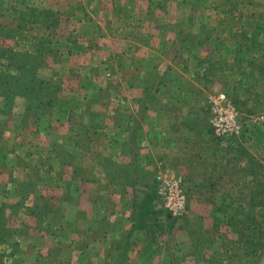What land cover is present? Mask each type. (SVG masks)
<instances>
[{"label": "crops", "instance_id": "crops-1", "mask_svg": "<svg viewBox=\"0 0 264 264\" xmlns=\"http://www.w3.org/2000/svg\"><path fill=\"white\" fill-rule=\"evenodd\" d=\"M222 12L231 13V9ZM212 13L213 10L208 7H194L189 0H0V77H15L19 70L8 55L2 54L5 50L41 55L42 62L36 66L37 78L56 86L53 85L59 102L53 106V113H50L44 101L51 96V90L41 91L43 99L38 101L32 98L31 93L19 92L15 88L9 104H6L4 90L1 88V154L3 155L5 146L9 150L5 154L8 164L22 160L24 157L16 150L17 146L14 151L11 149L13 144L23 143V138L32 142L30 147L34 144L30 149L34 150L33 157L45 159L46 149L51 143L58 141L61 145H71L70 142L74 143L82 133L84 139L89 136L92 144L91 154L84 155L85 165L94 168L97 179L96 183H73V167H55V170L58 168V175L54 171L51 173V183L36 186L37 193L29 194L27 208H22L15 214L6 209L12 223L15 220L21 225H27V236L46 241L47 235L36 232V219L30 216L29 209L37 206L40 208L38 212L42 213V210L47 211L43 207H51L55 213H50V216L56 218L57 212L56 219L60 223V232L52 236L62 239L72 234L71 240L76 245L74 251L78 256L81 255L80 263L99 264L97 259L105 251L99 253V223L103 224L107 220L110 225L106 232L108 237L102 239L109 249L115 239L111 234L115 230L116 210V197L110 186H107V173L97 165L99 155L101 159L129 161L131 157L120 148L125 145L126 148L134 147L135 153L146 160L150 159L151 163L152 159L158 157V169H170L171 172L168 171L172 174L188 176L190 171L187 168L195 170L203 167L205 151L212 148L215 151L220 147V141L213 134L215 138L205 142L202 140L203 132L190 125L197 117L196 109L202 107L200 104L199 107L195 104L190 107V100L187 99L188 111L183 108L182 112L173 111V106L178 104L173 100L174 94L180 99L185 96L195 102L202 101L203 93L206 94L209 89H218L224 85L223 79H228L224 74L230 75L231 69L225 71L222 64L233 61L239 63V60L235 61L234 53L244 56L250 46L257 50L253 53L254 56L264 55V50H260L262 40L245 42L242 36L237 40H228L227 34L210 41H187L184 36L180 39L183 32L192 35L211 31L214 25L207 24L206 16ZM224 24L219 21V26L215 25L214 28L222 32L230 31L232 25ZM260 27L263 31L264 26ZM233 28L234 33L242 31V25H234ZM230 56L232 61H227ZM157 57L156 151L151 145V138H146L149 121L141 119L138 111L134 116L132 110L136 109L132 106L121 104L124 103L121 99L124 96L142 98L143 87L128 85L130 92L127 94L119 90V85V89H113L112 85L115 81L130 84L135 80L145 79L149 65L156 63ZM105 97L109 100H104ZM149 114L150 120H153L151 111ZM193 114L195 117L191 119ZM139 126L144 132L142 136L140 131L136 129L138 133L135 130ZM262 130L264 132V128ZM153 151L158 152V156ZM217 153V150L213 153L215 163L220 161ZM31 156L24 158L25 163L15 168L20 167L22 171L19 181H27L34 175L41 178L46 175L47 169L40 168L37 165L38 159ZM156 175L155 173V179ZM0 185L12 187L10 183L1 182ZM126 201H129L127 197ZM16 202L17 200L6 197L4 188H0V205ZM83 221L91 227L89 246L80 244V238L87 233L80 226ZM126 221L132 224L129 218ZM78 225L82 228L81 233L77 232ZM72 232H75L74 235ZM153 238L154 244L141 231L132 235L128 248L131 264H147L152 257L157 258L158 243L155 235ZM24 242L21 244L23 248ZM88 252L90 259L85 261L87 256L83 255Z\"/></svg>", "mask_w": 264, "mask_h": 264}, {"label": "rangeland", "instance_id": "rangeland-1", "mask_svg": "<svg viewBox=\"0 0 264 264\" xmlns=\"http://www.w3.org/2000/svg\"><path fill=\"white\" fill-rule=\"evenodd\" d=\"M189 1L196 8L208 7L213 10L212 15L206 16L207 24L214 25L210 33H192L194 36V38L191 37L192 41H196L197 39H207L208 41L211 39L216 40L220 39L223 34H228L229 31L222 32L214 28L215 25L219 26V21L220 24L226 23L224 24L225 26L232 25L231 29H234V25H245L246 22L255 21L254 18H251L252 16L264 14V0ZM227 9H231V13L225 14L222 12ZM256 21L264 26V19ZM190 34L183 32L180 35V39L183 36L186 38ZM258 36L262 38L261 40H264V36L261 34ZM230 60V57L227 58V61ZM222 65L225 67V71L226 69L228 71L231 69L230 75L224 74L228 79H223L224 85L218 89H209L206 91V94L203 93L201 95L202 101L195 102V100L185 96L180 99L179 96L174 94L173 100L178 103L173 106L174 112H182V108L188 111L187 99L190 100V107L192 104H195L197 107H199V104L202 106L200 109H196L197 117L193 114L191 119L194 117L196 119L194 118L190 122V125L197 127L196 129L203 132L204 137L202 140L205 142L215 138L213 133H211L212 131H210L211 113L209 108V98L215 93L221 91L230 97H236L239 102H242V104L240 103L241 105L237 106L242 114L252 115L264 113V76H259L253 65L246 64L239 68L234 61L225 62ZM154 72L158 74V57L157 62H152L148 67V73L153 74ZM247 77L251 78L248 79ZM142 83V80H135L130 82V84H126L123 81H115L112 87L113 89H119L120 86L119 90L129 94V86L132 87L134 85L138 87L142 86ZM121 99L124 100V103L121 104H124L126 107L132 106L136 109V111L132 110L134 116L138 111L137 114L139 117L141 116V119L146 118L149 121L148 126H146V138H151V145L157 151L158 95L155 102V109L150 110L153 120H150V111L144 113L143 107L137 105L135 102L136 99H133L132 95L121 97ZM104 100H109V98L105 97ZM174 108H177V110ZM244 120L245 135L243 133L239 137L217 139L220 141V147L216 149L220 161L215 163L213 159V153H216V150L214 151L213 148L210 151L206 150V160L202 165L203 167L195 170L192 167L190 169L187 168L190 171V175L182 174L184 180L186 179L188 198L187 210L184 215L180 217L171 216L172 218H170L167 213L168 211L164 209L162 202L156 196L153 213H150V218L147 219L148 224L142 225L145 229L143 228L141 230V233L146 238L152 239V244L155 243L153 238L155 235L158 243L157 258L151 256V260V257H149L151 261H148L147 264H258L262 261L264 257V246L260 248V243L263 240V236L258 228V222L261 220V215H264V208L260 209L257 206L259 201L257 192L260 190V187L261 190H264V132L262 130L264 127L251 124L247 117H244ZM137 130L140 131L139 127H137ZM141 133L142 136L144 134L143 129ZM21 142L23 143H17L18 145L13 144L14 146H12L11 151H14L15 146H17L16 150L20 151L24 158L32 155V158L38 159L39 156L33 157L34 150H30L34 147V144L30 147L29 145L32 142H28L27 139L23 138ZM8 151V148L3 146V155L8 153ZM156 151H153V154H157L158 156V152ZM24 158L18 160L21 165L25 163ZM123 161L128 162V160ZM152 161L149 166L156 174L161 169L171 172L167 168L160 167L158 169V157L155 160L152 159ZM11 162L14 161L11 160ZM15 168L11 163L8 169L2 171L0 169V183L6 184L20 180L22 177L21 168ZM54 171L58 175V168L56 170L54 169ZM112 193L116 197V210L114 213L115 230H112L111 235L115 237L114 241L116 244L124 233L130 231V227L133 224H129L126 221L128 218L130 220L131 215L126 201L127 196H122L113 191ZM56 215V218H58L57 212ZM56 218L49 217L50 221H52L51 226L48 225V221L44 224V227L48 229L47 232L44 231V233L36 229V232L43 233L42 235L44 236L47 235L46 237L48 239L46 241L32 239L30 236H27V225H21L15 220L12 223V220H9V227L13 231L12 237L7 242L0 244V264H81L79 258L81 255L78 256L75 252L76 245L71 240L72 234L68 238L64 237L62 239H56L52 236L56 232H60V228H58L60 223ZM256 223H258L257 226ZM80 226L87 231L84 237L80 238V244L89 246L91 244V227L84 221L81 222ZM80 226L77 229L78 233H81L82 230ZM107 227L110 228L107 220H104L103 224L99 223V253H102L103 250L105 251L103 256L98 257L97 260L99 264H118L115 257L116 247L114 249V246H112L108 249L106 241L102 240L108 237L106 234ZM23 241H25L24 248L23 246L21 247ZM92 242L93 244L95 243L94 241ZM26 250L27 252H25ZM83 256H87L85 261L87 259L89 260L90 252ZM197 259L199 260L197 261ZM122 264H131L129 253L128 259Z\"/></svg>", "mask_w": 264, "mask_h": 264}, {"label": "trees", "instance_id": "trees-1", "mask_svg": "<svg viewBox=\"0 0 264 264\" xmlns=\"http://www.w3.org/2000/svg\"><path fill=\"white\" fill-rule=\"evenodd\" d=\"M251 18H254L255 21L264 19V14L255 15ZM255 21L249 22L248 20L249 23L246 22L245 25H242V31L234 33L233 29H231L228 32L226 38L228 40H237L240 36H242V40L245 42L261 40L262 38H260L258 35L261 34L262 36H264V31H261V23ZM246 27H248V29H246ZM207 33H210V31H208ZM191 37L193 36H187L186 40L192 41ZM261 44L262 45L260 50H264V40H262ZM255 52H257L255 47L248 46V48L246 49V54L244 56H242V54H240V56H237V54L234 53V59L235 61L239 60V63H237V65H239V68L246 64L253 65L257 74L259 76H264V55L260 57L258 55L254 56L253 53ZM2 54L8 55L7 57L13 60L14 66L16 65L19 69L17 71V76L15 77L10 75L7 77H0V89L2 88L4 90L3 93L5 94L4 99L6 104H9L12 98V92L15 88H18L19 92H26V94L31 93L32 98L38 101H41L43 99V96L40 95L41 91L51 90V96L48 97V100H45L44 103L49 107L50 113H53V106L58 105L59 103L56 97V86L52 83L51 85H49L47 82L39 80L36 74V66L41 64L42 56L13 53L11 52V50H5ZM230 58L232 57L230 56ZM247 78L250 79L251 77ZM142 81L144 94L142 98L136 99L135 102L140 107H143L145 113L155 109V102L158 95V74L156 72H154L153 74L147 73L146 78ZM230 98L236 106L242 104V102H239L236 97ZM234 99L236 102L234 101ZM136 129L137 128H135V130ZM139 130L140 132L142 131V128L140 126ZM78 137L79 138L74 143L70 142L71 145H68L69 143L61 145L57 141L51 143L48 146V148L46 149L47 157L45 159H42V157L40 158V160L38 159L37 164L40 166V168L47 169L46 175L42 178L38 175H34L27 181H12V183H10L12 186L11 188L0 185V188H4L6 197H11L12 199L17 200L15 204L4 203L0 205V244L7 242V240L12 237L13 232L9 227L10 221L9 216H7L6 213V209H10L11 212L15 214L18 213L22 208H27L26 202L29 198V194L37 193L36 186H38L39 184H49V182L51 183V173L54 172L55 167H58L59 169L66 166L73 167L74 175L71 179V182L73 183L77 181L86 183L97 182V179L94 175V168H90L85 165L86 159L84 158V155L86 153L91 154L92 152L91 140L89 136L84 139L85 136L82 133ZM97 145H99L98 141ZM124 146L122 145L120 146V148L124 150V154L131 157L128 162L115 159H101L99 155L97 163L98 167L100 169L103 168L107 173V186H110V189L113 192L119 193L120 195H124L129 198L127 205L131 211L130 221L133 224L132 228L129 232L124 233L116 242V244L115 241H113L112 243L114 249L116 247L115 257L118 264H122L128 259V248L129 243L131 242L130 239L137 230L141 231L144 228L142 226L143 224H148L147 219L150 218V213H153V202L155 201L157 196L155 171L149 166V164H151L150 159L146 160L144 157H140L138 153L134 152V147L130 146L126 148ZM19 165H21V163L18 160L13 164L14 167H17ZM8 168L9 164L7 162V157L5 155H2L0 151V169L4 170ZM15 182H17L16 185ZM257 195L259 196V201L257 200V206L262 209L264 208V190H261V187L257 192ZM39 209L40 208L37 206L35 209H29V214L36 219L37 228L40 229V231H48L47 228L43 227V223L45 224L48 221V225H52V221L49 222V217L50 213H55V210L52 211L53 208L45 206L43 207V209H47V211L45 212V210H42L41 213L38 212ZM168 214L169 217L172 218L170 213ZM261 216V220L258 222L259 225L258 223H256V226L258 225L261 235L263 236V240L260 243V248L264 246V215ZM198 260L199 259H197V261Z\"/></svg>", "mask_w": 264, "mask_h": 264}, {"label": "built area", "instance_id": "built-area-1", "mask_svg": "<svg viewBox=\"0 0 264 264\" xmlns=\"http://www.w3.org/2000/svg\"><path fill=\"white\" fill-rule=\"evenodd\" d=\"M211 113V128L219 139L239 137L245 132L244 117L255 126L264 127V113L242 114L238 107L225 92H218L209 98ZM157 196L162 205L172 217H180L187 210V191L184 178L181 175L170 173L168 170H159L156 175Z\"/></svg>", "mask_w": 264, "mask_h": 264}, {"label": "water", "instance_id": "water-1", "mask_svg": "<svg viewBox=\"0 0 264 264\" xmlns=\"http://www.w3.org/2000/svg\"><path fill=\"white\" fill-rule=\"evenodd\" d=\"M200 264H207V263H200ZM258 264H264V257H263L262 261Z\"/></svg>", "mask_w": 264, "mask_h": 264}]
</instances>
